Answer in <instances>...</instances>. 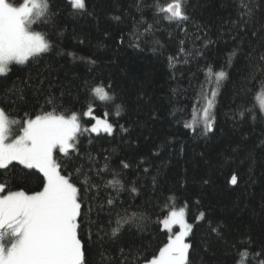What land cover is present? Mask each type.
<instances>
[{"label":"trees","instance_id":"obj_1","mask_svg":"<svg viewBox=\"0 0 264 264\" xmlns=\"http://www.w3.org/2000/svg\"><path fill=\"white\" fill-rule=\"evenodd\" d=\"M170 2L86 0L87 11L80 14L67 0H51L58 13L55 25L38 20L32 29L48 34L52 51L35 62L13 64L9 76L0 78V90L16 81L33 85L43 81L45 94L50 91L58 98L57 110L82 113L91 103L95 116L109 115L111 135L79 136L85 169L88 155L96 158L97 166L107 157L110 172L119 173L124 184L117 191L103 186L112 179L110 173L103 180L93 177L99 188L88 191L82 209H92L81 233L86 264L148 263L169 241L162 221L173 210L185 211L192 225L186 240L191 245L188 264H237L238 260L260 264L264 260V112L256 96L262 83L264 0H251L256 10L246 32L233 25L241 0H183L189 17L185 21H169L166 14L157 13L158 6ZM233 50L236 55L229 63ZM68 52L84 59L73 61ZM169 57L174 58L171 64ZM90 59L96 63H89ZM208 67L227 73L218 89L207 83ZM97 85H111L114 102L97 100L90 91ZM212 90L216 91L215 123L206 132L193 113L200 112L205 93ZM39 106H44V96L27 89L20 107L38 113ZM16 118L22 120L23 113L18 110ZM194 119L195 131L185 127ZM80 122L86 128L95 124L83 116ZM15 127L14 133L20 125ZM121 161L130 167L123 168ZM30 171L34 175L27 184L20 183L26 190H39L42 174ZM233 175L236 185L230 182ZM133 186L136 193L130 191ZM108 199L114 204L108 205ZM132 213L136 221L112 237L116 220ZM213 227L219 228V234ZM244 249L247 259L240 256Z\"/></svg>","mask_w":264,"mask_h":264},{"label":"snow or ice","instance_id":"obj_2","mask_svg":"<svg viewBox=\"0 0 264 264\" xmlns=\"http://www.w3.org/2000/svg\"><path fill=\"white\" fill-rule=\"evenodd\" d=\"M67 2L77 13L87 11L86 0ZM239 7L241 11L233 25L238 32H246L253 24L256 9L251 0H241ZM156 10L158 14H166L164 19L169 21L189 19L184 11L183 0H171L166 6H158ZM56 15L58 13L52 10L51 0H0V78L9 76L13 64L24 65L30 60L35 62L42 54L52 51L53 43L48 34L33 30L32 25L39 20L54 26ZM114 19L119 20V17ZM150 27L149 25L145 31ZM261 30L264 32V25ZM252 35L255 36L256 32L253 31ZM180 43L183 44L184 41ZM207 43L211 41H206ZM180 51L183 52L184 49L181 48ZM67 55L73 61L84 59L75 52H68ZM235 55L236 50H233L229 63ZM173 59L169 57L170 64ZM259 60L262 62V83L256 99L259 101L260 111L264 112V54H261ZM89 63L95 64L96 61L90 59ZM226 78L225 71L207 68L209 87L218 89L220 82ZM43 83L39 81L33 85L28 80L16 81L10 87L0 90V264H86L85 244L81 233L84 230L85 216L92 209L91 206H87L85 212L82 209H85L88 191L99 188L93 182V177L103 180L104 175L110 173L112 179L107 180L103 186L117 191L124 189L119 173L114 170L110 172L107 157L102 166H97L96 158L88 155L87 169L80 162V135L84 132L99 134L101 130L111 135L114 131L113 124L107 119L108 113H104V118L95 116L91 103L82 113L69 108L57 110L58 98L50 91L45 94ZM110 88L111 85L107 88L97 85L90 91L100 102H114V94L108 90ZM27 89H32L37 96H44V106H39L38 113L20 107L25 101ZM215 96V90L205 93L204 106L199 113H193L200 117L206 132L212 131L215 123ZM48 105L52 106L51 110H46L45 106ZM115 108L118 116L121 106L117 104ZM18 110L23 113L22 120L16 118ZM81 116L94 120L95 124L91 128L82 127ZM16 125H20V128L14 133L13 127ZM120 127L122 131H127L122 125ZM185 127L195 131L196 120ZM121 164L125 169L130 167L124 161ZM17 166H21L19 173L16 171ZM30 170L42 174L39 190H26L24 187L34 175ZM230 182L236 185L237 176L233 175ZM130 191L136 193L137 188L133 186ZM106 202L108 205L114 204L113 199ZM185 215L183 210H173L170 217L162 221L165 228L170 229L171 225L179 224L182 230L179 234L170 236L168 243L159 250L158 256L148 264H188L191 245L185 239L191 232L192 225L187 223ZM199 218L203 219L204 213H200ZM136 219V213L117 219L116 227L111 230L112 237L118 236L125 224H132ZM212 231L219 234L218 227H213ZM90 236L89 233V238ZM248 255L247 249L240 252L244 259ZM237 264H240L239 260ZM260 264H264V260Z\"/></svg>","mask_w":264,"mask_h":264},{"label":"rangeland","instance_id":"obj_3","mask_svg":"<svg viewBox=\"0 0 264 264\" xmlns=\"http://www.w3.org/2000/svg\"><path fill=\"white\" fill-rule=\"evenodd\" d=\"M108 118H109V115L107 116V119H108ZM108 121H109V120H108ZM15 128L18 129L17 125H16ZM101 133L103 134V133H105V132H103V131L101 130L99 134H101ZM176 211L179 212L178 210H176ZM169 217H170V215H169ZM169 217H168V218H169ZM168 218H166V219H168ZM185 219H186V215H185ZM186 221H187V219H186ZM187 223H188V222H187ZM162 225H163V229H164L166 232H168L170 236H173V235H175V234H179V232L182 230V229L180 228L179 224L171 225V226H170V229H169V228H165V227H164V224H162ZM189 234H190V233H189ZM189 234H188V236H189ZM188 236L186 237L185 242H186ZM146 264H148V263H146Z\"/></svg>","mask_w":264,"mask_h":264}]
</instances>
